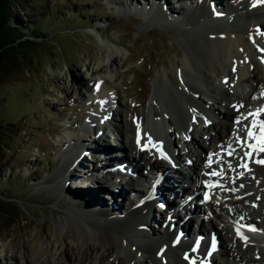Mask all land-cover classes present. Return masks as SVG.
<instances>
[{
    "label": "rangeland",
    "instance_id": "obj_1",
    "mask_svg": "<svg viewBox=\"0 0 264 264\" xmlns=\"http://www.w3.org/2000/svg\"><path fill=\"white\" fill-rule=\"evenodd\" d=\"M147 2L149 1L144 3ZM164 2L160 4L166 6ZM104 3L105 0H31L23 10L13 5L7 16L8 25L14 31L12 37L19 39L17 42L20 43L16 42L17 46L14 47L8 62L0 66V197L4 202L12 197L17 201L13 202L11 210L13 217H10V221L0 220V247L4 250L6 258L0 261L2 264H26L24 258L36 260L38 264H49L47 261L49 254L53 259L52 264H77L74 260L77 251L73 252L71 247L64 250L65 236L68 235L76 241L74 245L76 249L78 246L90 244L95 238L78 233L73 225L74 220H78L83 226L95 228L100 234L96 238H101L105 240L104 242L110 241L107 235L111 233V229L113 231V227H110L112 225L99 220L94 224V221H91L95 215L93 213L90 219L84 214L81 216L74 214L75 211L79 212L78 210L86 213L88 207L86 203L80 205L72 201V195L79 194L78 188L74 189L72 178H68L63 184L58 183L60 178L57 173L63 160L57 161L59 149L55 145L57 139H62L64 134L66 135L60 125L63 126L69 121L76 122L77 118L82 121L98 105L94 101L89 106H84L76 94L78 91L81 94L86 93V88L90 86L86 78L90 75L85 73L86 68L93 70L95 77L108 69L106 66L109 64L110 49L124 52L125 67L120 72L121 103L115 102L120 103L118 108L123 112L119 115L116 110L113 112L109 109L107 113L111 112V120L116 115L122 119L123 122L119 123L118 128L123 132L127 143L132 144L131 137L129 138L132 134V123L133 132L136 131L137 125L140 130L143 124L136 121L135 117L141 115L146 121L144 117L149 113L152 116V119H149L153 122L151 124L156 123L153 113L159 110H155L158 109L155 106L152 107V100L159 103V108L172 115L177 123H184L182 112L172 98L171 84L168 83L171 88L160 85L158 76L162 77V82H166L165 73L174 79L172 71H175L171 68V60L175 53H180L177 51L185 49L186 43H194L192 41L194 38L189 36L191 30L187 29L190 24L169 23V20L166 24L152 26L153 23L141 20L138 14L117 13L115 8L110 10V5ZM209 5L217 8L207 0L206 6ZM180 10L178 17L184 13L183 9ZM166 14L176 17L171 11ZM21 27L24 29H20ZM98 27L101 29L96 30ZM195 33L197 32L192 31V35ZM164 64L167 66L166 71L163 68ZM158 88L162 94H159ZM106 147L109 149L107 152L117 154V147L112 148L109 144H106ZM96 157L99 158L98 155ZM84 158L87 160L85 156ZM82 161L84 160L80 159L77 163ZM86 163H83L85 167H91L89 170L94 172L92 178H88L96 181L95 171L105 168H99L98 162L93 170V163ZM140 164L144 166L142 162ZM252 173L248 172L247 178ZM96 185L95 188L86 186L85 189L94 191L102 189L100 192L105 195L108 202L113 197H119L116 193H114L116 196L111 197L110 193L105 191L108 187L104 182ZM163 190L162 187V192ZM160 191L161 187L153 196L154 202L159 201L160 197L163 198ZM81 195L85 193L82 192ZM255 202L247 205L250 208ZM122 207L125 209L124 204ZM146 208L150 212V208ZM156 212L157 208L153 207L150 220L155 218L159 222L154 223L152 220L153 229L158 232L156 224L160 226L163 222L161 217L159 219L156 217L158 216ZM132 221L137 229L138 222L133 218ZM252 222L264 229V223L262 225L255 222L253 218ZM96 224L100 228H97ZM141 224L144 225L143 222ZM148 227L150 226H146V232L149 238L153 229L150 227V231ZM227 231L229 229H226L225 237L229 236ZM113 233L118 236L116 231ZM134 233L132 229L126 232L125 236L151 248L146 246L148 241L143 234ZM123 250L122 248L120 252L124 257ZM174 251L181 254L178 248H172V251L167 252L168 260ZM85 252L84 264H101L113 256L104 252V259L100 260L102 251L87 248ZM249 255L252 253L247 251L245 256ZM225 260L229 261L228 258ZM222 263L225 264L224 261ZM217 264H220L218 260Z\"/></svg>",
    "mask_w": 264,
    "mask_h": 264
},
{
    "label": "bare ground",
    "instance_id": "obj_2",
    "mask_svg": "<svg viewBox=\"0 0 264 264\" xmlns=\"http://www.w3.org/2000/svg\"><path fill=\"white\" fill-rule=\"evenodd\" d=\"M108 1L110 2V4L119 6L121 4L123 7H139L142 14L146 12L148 15L152 14L153 17H155L154 13L157 11L160 14V19L167 18L168 14H166V12L164 11H171V13L173 14L177 9L173 8V6L171 7L172 4L170 3V0H166L164 2L166 6L163 7L157 5V0H148L149 2L147 3H144L147 0ZM187 1L191 2V0ZM208 1H211L214 6L217 7L216 9L221 6V0ZM243 1L246 0H241V5L244 8H247L248 16H258L260 14H262V17L264 16V7H262L261 9H251L250 5L247 4V1L245 3ZM175 3L177 4L178 0H175ZM206 4L207 0H200L195 8L190 9L191 7L189 6L188 10L183 9L184 13L181 14L183 16H180L181 19L179 21L183 22L186 19V16H188L185 22L191 25L204 24L207 26V28H205L204 30H210L207 32H203L201 30L193 31L197 32L193 35H190L189 32V36H191V38H194V40H192L194 41V43H186V47L183 52L175 53V57L173 58V60H171V68L176 71V74L177 72L181 73L182 76L186 79L185 82L183 80L186 91H184L181 85L177 86L174 84L172 90V98L176 102L178 109L182 112L184 125L182 124L183 126H181V123L178 124L174 120L172 115L170 118V115L168 116L169 113L167 114V112L160 109V114L157 111L154 112V121H156L155 124H151L153 122L152 120H149V118L147 120V126H149L150 130L146 133L139 131L140 145H137V142H134V140H136L137 138V132H135L136 134L133 137V143L128 144L123 136V132L118 128L119 123L123 121L116 115L115 118L113 117L114 120L112 119V121L114 122L111 124L110 129L115 130L117 133V152H119L120 154L122 153V158H119L118 154L112 153L110 151L107 152L106 150L109 149H107L106 146L87 152L85 154L91 155L92 161H89L88 163H93V170L97 167L98 162L100 164L99 168L108 169L107 171L120 166L130 165L135 169L136 172H138H131L129 175V178L131 179H133L136 174H140L142 179L145 180L147 178L152 182L157 177L156 175L159 171L165 175V178H167V176L171 174L169 164L164 162L163 160L155 158L152 152H148L145 150L147 139L149 137H154L156 138V140L165 138L168 141H171L175 132L182 131L186 135H188L190 134L189 130L195 129V127L200 122H206L211 119L212 122H210V124H206L204 129L199 132V139H201V141L191 139L190 142L192 143V145H194L197 151H200V153H198L199 157H193L192 152L189 151L188 162H190V168H192L190 170H196V176H198V173H201L199 175L200 177L204 176L203 180L205 182L202 181L204 185L216 183L223 185V187H213L215 195L213 198V209L211 211V214L217 218L218 222H220L221 225L218 226L212 223L208 224L206 222L202 223V220L205 219V217L203 215H198L196 216V219L199 216L201 217L199 231L201 233L209 232L210 234L220 236V239L222 240V246L220 245L218 250L223 256L222 262L224 261L225 264H241L243 262L247 264H264V241L261 242L258 239H252L245 234L243 235L248 238L247 242H245L244 240L241 241V238L237 235V231L235 229L222 225L225 223L228 224L230 222H235L234 218L238 216L247 219L253 225H257L252 222V218L249 212L250 208L247 204L253 203L255 202V199L259 198V194L262 190H264V185L259 186L258 184L252 183L247 178L246 174H248V172L252 173V171H249V169H251L252 167H248V170L244 171L243 173H237L232 176H228V174L226 173L228 167L222 164V162L220 161V158L225 157V155L227 154L229 145H231L232 149L237 150V146H234V144L227 142L228 134H232L233 130L237 127V124L233 126L229 121H236V118L240 116L241 113L246 112L244 114H247L249 111H254L256 108L264 106L262 102H258V97L256 96L258 87L264 84V67L262 65L263 57L261 58V63L257 62L254 64H250L246 60L244 64H242V62L237 58V56L239 55L238 53L240 51L243 52V46L246 42L248 32L254 31V26L258 24L263 25V21L262 17L260 19L253 20L251 26L248 27L247 30L243 29L242 33H237L231 30L230 28L233 26L232 24L224 25L223 27L227 29H222L223 27L209 22L211 21L209 19L210 13L208 11L210 5L209 7H206ZM147 22L150 23V21ZM219 22H223V20H220ZM260 29L264 30V27L260 26ZM108 61L109 64L108 66H106L108 67V69L102 73L103 77H101L105 83L104 90H110L114 96L115 102L121 103L120 72L125 67L124 52H115L110 49L108 52ZM240 74V84L244 82L252 83L251 90L246 93V96L244 93L234 94L233 91H229V88L232 85V81ZM99 76H101V73L99 74ZM225 77L228 78L227 83H225ZM216 82L223 83L221 84V88L216 84ZM157 90L159 94H162L160 88H158ZM198 93H201V95H206V101L203 97H200ZM76 95L82 100V103L85 105H88L91 101L95 100V96H97L96 93H92L85 97L83 94H81L80 91H78ZM102 96L103 93H101L100 97ZM253 97H256V99H253ZM207 100H211V103H208ZM251 100L254 101L255 105H253L249 110L245 111L247 103H249ZM238 104L244 106L243 108H240L239 111L236 107H234ZM221 110H224V114H221ZM106 111H109V108H107ZM100 117V114L93 115V119H99ZM252 119L253 117H249L248 120H245L243 122V129L245 128L244 125H248V123L251 122ZM194 121H197L196 125L192 124V122L194 123ZM93 125L94 123H92V126ZM167 129H170L172 132L167 134ZM211 130L214 131V137L210 136ZM95 132L96 130H94L93 132H88V135H85V137H89L91 141H94ZM77 136L78 134L75 133H66L65 139L56 140L55 144L59 149L58 153L60 152L61 155H65L67 158L66 160L62 161L61 168L58 171V177L60 178V180L58 181V183L60 182L59 184H63L65 180H68V178H72L73 183H75L76 181L86 180L88 177L92 178V176L94 175V172L88 170L85 167V164H83L84 162H87L84 156L82 158V160L84 161L82 162H79L77 164L75 163V165L71 164L70 162L71 160L73 162L74 159V155L70 152L71 150L69 149V147L72 145L70 140L75 139V137ZM216 136L217 143L215 144ZM62 141H67V143H62ZM206 142H208V146L206 150L203 151L202 149L205 148L204 144H206ZM108 144L111 145L109 142ZM65 145L66 147H64ZM74 145H78V143L75 142ZM221 149H224V152L222 154L220 153ZM79 151H81V149H79ZM214 153L218 155L212 156V160L214 162L209 167L207 166L209 163V155ZM96 155H98L99 158H97ZM253 158H255L256 160L260 158L264 159V154L255 156V152L253 151L252 159ZM140 162L146 164V166H141ZM221 170H223V175L221 176L210 175V173L213 171ZM207 173H209V175H206ZM188 179L192 180L191 174L188 176ZM173 182H175V180ZM202 182H200L199 179L196 178L192 185H196L195 188H197L202 184ZM241 184L243 185V187H240ZM160 185L161 184H159L155 188L151 196H154V194H156V190L161 187ZM81 186L82 188H78L79 194L75 193V195H72V201L77 202L80 205L86 203L88 212L84 213L78 210L79 212L75 211L74 214L78 216L84 214L85 217L90 219V215L91 213H93L95 215L93 220L91 221H94V224L96 223V220L105 221L106 223L112 225L110 227H113V231H116L118 236H115L111 229V233L107 235V238L110 241L104 242L105 240L96 238L99 237L100 234L95 231V228L89 225L87 227L83 226L80 224L81 222H79L78 220H74L75 223L73 225L78 233L87 237H91L92 239L95 238V241L92 240L90 244L78 246V248L76 249L74 246L76 241L68 235L65 236L64 250L67 247H71V250L73 252L77 251V254L74 258L77 264H84L83 253H86L85 250L87 248L92 249L93 251H102L100 260L104 259V252H107V254H109L110 256L113 255L111 259H105L104 262H100L101 264H152V262L156 264H189V259L191 257H196L195 259L196 261H198L196 264L203 260H208L211 262V252L208 244L204 245L201 252L193 246H190L187 249H183V251H187L189 253V255L187 256L188 259H185V256L183 255L180 256L176 251L173 252L169 260L164 256V253L166 251H172L171 247L174 245L175 241L181 242L183 241L182 239L186 238V236H190L191 234L188 233L191 226V223L189 224V221L191 220L187 217V214H189V212L185 213V208L186 206L189 207L191 205L190 203L181 208V211H183L184 214L171 216L170 220L166 222L165 228H163L162 225H164L163 223L166 220L163 219V223L160 224L162 229L158 232H155V230L153 229V224L159 223L158 221L156 222L155 218H152L154 223L152 220H150L151 223L149 225L147 224V222H143L144 225H148L153 229L151 231V228L148 227L151 233L149 238L147 232L145 233L146 240L154 241L155 239L158 244L157 247L151 246V248H147L126 238V232L132 231V229H134L135 232L136 225L131 218L132 211L130 209L127 210L126 206L125 209H123L122 207L123 204L127 205L128 202L133 203V200L136 201V197L132 195L131 197H129L130 195H127L130 194V192H132L136 196L140 195L139 198L142 197V187H132L130 185L126 187L118 186L116 189L108 188L105 191H108L111 197L116 196V194L119 195V197H113L108 202L105 198V195L101 194L100 192L102 191V189L94 191L91 189H85V187L88 185ZM173 188H175V186H173ZM232 189H235V191H233ZM195 190L196 189H194V191ZM136 191H138V193H136ZM182 191L183 189H181V192ZM82 192H84L85 195H81ZM192 192L193 191L190 190L188 194H191ZM162 193V199L167 202L166 206H170L172 203L166 198L167 193L165 192V190H163ZM184 197H186V195ZM119 198L122 199L120 200ZM181 199H183V197ZM198 200L199 199L196 200V203H198ZM166 208L167 212L164 211V216L166 214H169L170 211L173 212L174 210V207H172V210L171 208ZM92 210L94 211L92 212ZM115 210L117 213L115 212ZM196 210V212L199 213V211H201V208ZM96 211L99 213H96ZM116 214H119L120 216ZM121 216L122 218H119ZM151 216L152 215L150 213V219ZM185 217H187L186 220ZM194 223H192V225ZM97 225L98 224H96V227L100 228ZM257 227L260 230H264L259 225H257ZM170 229L172 230V233H170ZM180 229L184 231L182 237L175 233V230ZM226 229H229L230 233L229 236L225 237ZM134 234H136V232ZM122 248L124 249V257L120 252ZM246 248L249 250V252L252 253V255L245 256L247 252ZM3 251L4 250H2V247H0V252L2 253L0 255H4ZM31 251L33 254V249ZM253 252L256 253L253 254ZM257 253L261 256V259L263 261L258 260L259 255H257ZM225 258H228L229 261L225 260ZM24 260L26 264H38L36 260H29L27 258H24ZM47 261L49 262V264L53 263L51 254L47 256Z\"/></svg>",
    "mask_w": 264,
    "mask_h": 264
},
{
    "label": "snow or ice",
    "instance_id": "obj_3",
    "mask_svg": "<svg viewBox=\"0 0 264 264\" xmlns=\"http://www.w3.org/2000/svg\"><path fill=\"white\" fill-rule=\"evenodd\" d=\"M259 2L264 3V0H259ZM235 70V69H234ZM225 83H227V81H225ZM98 87V86H97ZM261 95L264 96V91L261 92ZM253 99H256V97H253ZM101 104L104 103V101H100ZM237 108V110L239 111L240 108H243V105H238V106H234ZM264 113V106L256 108L254 111H249L247 114L241 113L240 116H238L236 118L235 123L237 125H242L243 122L245 120H248L249 117H253L252 121H251V125H244L246 133H247V139H242L239 136H237V142L240 143L241 145H244L245 143H247L248 140H253L256 141V143H249L247 144L248 148L252 149L253 151H259V152H264V120L259 119V116ZM137 145H140V134H139V125H137ZM256 129H258V132L255 131ZM149 141L151 140V138H148ZM235 150L231 148V145L228 146L227 149V155L228 156H232L234 154ZM213 155H218V154H210L209 155V163L207 166H211V164L214 162L212 160V156ZM245 157H251L252 156V152H245L244 153ZM257 163L260 164H264V159L262 160H257ZM241 167L247 168V164H242L240 165ZM229 167L231 168V165H229ZM210 175L212 176H221L223 175V170L221 171H213L210 173ZM209 187H223V185L216 183V184H209ZM240 187H243V185L241 184ZM233 191H235V189H232ZM206 199H208L209 197L206 196ZM255 206V205H253ZM250 231H256L255 228L249 227ZM237 231V235L244 240L245 242H247V237L243 235V233L240 231V228L236 229ZM185 259H188V257L186 256ZM194 264V262H193Z\"/></svg>",
    "mask_w": 264,
    "mask_h": 264
},
{
    "label": "trees",
    "instance_id": "obj_4",
    "mask_svg": "<svg viewBox=\"0 0 264 264\" xmlns=\"http://www.w3.org/2000/svg\"><path fill=\"white\" fill-rule=\"evenodd\" d=\"M30 2L31 0H0V66L8 62V58L13 54L14 47L17 46V43H20L17 42L19 39L12 37L14 31L9 27L7 20L9 11L13 5H17L23 10ZM20 29L24 28L21 27ZM2 199L0 197V220L7 222L10 221V217H13L11 210H13V202H16L17 199L12 197L6 199V202L2 201Z\"/></svg>",
    "mask_w": 264,
    "mask_h": 264
},
{
    "label": "water",
    "instance_id": "obj_5",
    "mask_svg": "<svg viewBox=\"0 0 264 264\" xmlns=\"http://www.w3.org/2000/svg\"><path fill=\"white\" fill-rule=\"evenodd\" d=\"M112 257H108L107 259H111Z\"/></svg>",
    "mask_w": 264,
    "mask_h": 264
}]
</instances>
